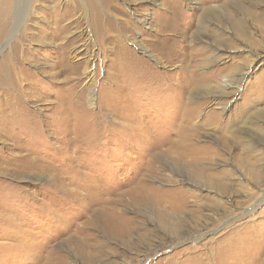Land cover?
<instances>
[{"label":"rangeland","instance_id":"1","mask_svg":"<svg viewBox=\"0 0 264 264\" xmlns=\"http://www.w3.org/2000/svg\"><path fill=\"white\" fill-rule=\"evenodd\" d=\"M245 1V9L223 10L228 0H0V264H264V144L250 148L235 137L247 116H264V60L232 98L183 92L203 73L219 71L227 83L251 47L244 34L226 46L212 43L208 23L200 37L193 35L204 7L235 10L264 48V1ZM176 8L186 14L187 35L177 30L156 38L158 24L169 23ZM222 28L231 31V24ZM86 45L95 54L91 80L84 75ZM215 46L223 53L217 59ZM138 60L154 67L152 78L139 80ZM165 75L173 86L156 90L154 80ZM258 125L264 128V119ZM186 130L191 143L215 152L206 163L212 171L230 169L218 192L229 212L197 218L207 212L202 205L215 203L188 198L183 222L197 231L175 236L182 221L130 190L141 179L170 196L195 188L176 159L186 150ZM114 208L132 225L129 232L107 225Z\"/></svg>","mask_w":264,"mask_h":264},{"label":"bare ground","instance_id":"2","mask_svg":"<svg viewBox=\"0 0 264 264\" xmlns=\"http://www.w3.org/2000/svg\"><path fill=\"white\" fill-rule=\"evenodd\" d=\"M224 1H226V0H224ZM262 1H264V0H258V2H262ZM228 2H224V3L221 4L222 7H223V10H224V8H226L225 7L226 5L239 6V8L246 7V5H245L246 1L245 0H236L235 3H239L238 5H232L230 0H228ZM25 6H27V5H25ZM219 6H220L219 4L209 5V6H206V7H204L202 9L201 13L199 14V16L197 18V22H198L197 30L194 33H192V34L193 35L195 34L196 37L197 36L200 37V35L203 32L202 28L207 30L208 25H210V26H213L212 29L210 30L211 32L209 31V33L205 34V35H207L210 38V41L212 43H215V44L218 43L219 45L222 44V45L226 46L228 41L232 40L233 37H235V36L240 37L241 35L244 34L243 36L244 37L246 36V38H247L248 42L250 43L251 47L248 46L249 48H248L247 51L249 52V54H248V57H247L245 63L242 64V65L239 64L240 68L238 67V70L236 71V74L233 71L234 68L232 69L231 75L230 76L228 75V78H226L227 81H228L227 83L223 82V79L225 77L222 78L223 75L220 74L219 71H217L216 73H212L210 75H206V74L203 73V74H200V75L198 74L199 75L198 81L190 82L187 86H185V89L183 90V92L188 93V94L212 93L215 100L221 99V98H232L236 94V92H238V90H239V88L237 87L238 86L237 84L240 83L241 79L248 73L249 70H252L253 68H255L258 65L259 61L262 63V61L264 60V48H260L259 47L260 43H258L257 40L255 38H253L252 34L249 31L248 24L243 20V18H241V17H239L237 15L235 10H234V14H232L228 10H225V11L221 12V10L219 9ZM252 7H253V5H252ZM93 8H94L95 13H96L97 9H96V6L94 4H93ZM229 10H231V9H229ZM97 14H99V13L97 12ZM185 15L186 14H184L181 9L176 8L173 11L172 17H170L171 21L169 23H167V24H165V23L158 24V28L156 29V33H155L156 38H158L159 35H163L164 33H168L170 31L178 32L177 30H180L182 32V35L185 37L187 35V33H188V30H189V27L185 28L183 26V23H182V20L185 17ZM227 22L231 24V29H230L231 31H226V30H224L222 28V25L225 26V24ZM260 22L261 23L264 22V17H262V19H260ZM206 23H208V25ZM5 26H3V30H4ZM13 26H14V28L12 30V34H13V32L15 33L18 30V28H19L18 27L19 25H17V23L15 25H13ZM205 33H206V31H205ZM242 39H243V37H242ZM164 40H167V39H164ZM133 43L136 44V46H139L140 48H143L144 50L147 51V49L145 47H143V43L142 42L134 40ZM161 44H165V43H161ZM209 44H208V46H209ZM86 49H87V45H86ZM88 49H87V52L89 54L88 55L89 60H88V62L86 63V65L84 67V75H85V77L89 78V80H91L93 78V74L95 72V71L93 72V67H92L95 54H94L93 50L90 51ZM211 49H212L211 53L214 52L213 53L214 59H217V57H219V56H223V53H219L220 52L219 51L220 48L218 46H215V47H213ZM116 51H118V50H116ZM78 54L79 53L77 52V55ZM150 57H152L151 54H150ZM154 57H155V55H154ZM78 58H79V56H78ZM129 58L131 60V57H129ZM167 58L169 60H173L174 56L173 55H169V56H167ZM134 59H135V57H134ZM155 59H156V61L158 60L157 57ZM205 60H206L205 62L210 61V55H207ZM212 61H214V60H211V62ZM131 63H133V62H131ZM138 63H139V66H137L136 69H134L133 71L136 74H137L136 71L141 72V73L138 72V74H137L138 77H139V80H141V79L143 80V78H146V77L152 78V76L154 75V72H155L154 71V67L150 63H147V62H145L143 60H138ZM79 66H80V64H79ZM195 66H199V64H195ZM244 69H247L246 72H242L241 73L240 71L244 70ZM73 74H75V73H73ZM218 77H220V82H219V84H217V86H215L216 84H215L214 80H215V78L217 79ZM26 80H27V78H26ZM115 83H116V81H115ZM154 83L157 84V86L155 87L156 90L159 89V88L161 90V89H163L165 87L173 86V84H171L170 75H168V76L165 75L164 78L162 77V79H161V77H158V78H156L154 80ZM229 83H233V85L230 86ZM155 89H154V91H151L150 94L155 92ZM16 94H15V96H16ZM149 95H147V96H149ZM147 96H146V98H147ZM92 100H94V99L93 98L91 99V104L93 103ZM189 106H190V103H188L186 105V109H189ZM255 109H258V108H255ZM192 110L193 109H190V112ZM260 114H261L260 111H256L253 115L247 116V118L244 120V124L245 125L243 127L242 126L239 127L235 131V132H237L235 137H239V139L242 138L243 141L245 142V144L248 145L250 148H254V147L258 146V145L260 146V145L264 144V128H261V126L258 125L259 122H261L262 119H264V116L260 115ZM180 129L184 131L186 129V127H181ZM187 130H190V129H187ZM186 131H185L184 135L182 134V136H183L182 137V143L186 147V150L185 149L181 150L179 152V158L177 157L176 159H177V161H178L180 166H183V165L185 166L186 165L185 167L187 168V170H186L187 172H185V173L188 174V178H186V176H185L183 178V180H185V179L187 180L188 179V181H189V183H191L192 187L194 186L195 188L193 187L194 189H190V190L189 189H183V188L182 189H177L176 190V192H177L176 195L177 196L176 195L175 196H170V195H167L169 189H166L165 191L159 190L156 187H153L152 185L147 184L145 181H143L141 179V180L138 181L137 187H133L130 190L131 195H133V197L135 199H136V196H134V195H136V194L140 195V193H141L142 197H144L146 200L150 201L152 203V205L159 210V212L163 211V209L160 207L161 205H163L164 208H165V210H164L165 212H163V213L161 212L162 214L168 215V216L176 215V218L179 219V222L182 221V223L179 224L178 227L176 228V230L174 231V233H175L174 235L175 236L176 235L177 236H182L184 234H190V233L194 234L197 231V228H193V227H191L190 230L186 229V226L184 225V222H183V220L186 219L185 216L183 215V213L185 212V210L187 208V205L189 203L187 201L188 198H191L192 201H195V203H199L200 201L203 202V199L208 196L215 203V205L212 206V207H208V206H204V205L201 206V208H202L201 210L205 209L207 211L206 213H202V211L199 212L198 211L199 209L197 208L196 209L197 213L198 212H199L198 214L202 213L197 218L203 217V218H206L207 220L210 219V218L211 219H216L218 216L219 217L220 216H224L225 213L229 212L227 210H222L221 209V207H225L226 202H225V200L223 201V198L222 199L219 198L218 192L219 191H224V188H225V183H224L225 181L224 182L222 181L223 177H221V175L222 174H228L229 173L228 170H230V169H225L224 168V170L221 169V171L218 172V173L215 172V171H212L210 169V167L208 166L209 164L207 165L206 163L208 161H210V160H214V157L216 156L215 152L210 150L207 146H199V145H196L194 143H191V141H189V139H188V137H189L188 134L189 133H188V131L187 132ZM190 135H192V133ZM237 141L239 142L238 139H237ZM241 156H243V155H241ZM241 164H244L246 170H249V171L252 172L253 164H251V162H249V160H243V161H241ZM183 169H184V167H183ZM232 171L233 170H231V172ZM242 177H245V176H242ZM253 177H255V176L253 175V176L248 177V178L252 179ZM256 180H257V178H256ZM261 182H262V180H261ZM256 183H257V181H256ZM202 188L205 189V191H206L205 193L206 194H203L201 192ZM136 189H139L140 191H138ZM235 191L238 192V190H234L231 193H229L230 194L229 197H230V199L232 201H235L234 196L232 195L233 192L236 193ZM206 199H208V198H206ZM229 204H231V201L229 202ZM233 205H235V203L232 204V206H231L232 207V209H231L232 211L234 210L233 209ZM253 208H255V207H253ZM220 209H221V211H220ZM228 209H230V207ZM187 211H188V209H187ZM195 213H196L195 210L194 211L192 210L191 215L194 218H195V216H197V213H196V215H195ZM246 214H247L246 212H243L242 214H236L234 220L235 219L238 220L239 218L241 219V217L243 219V217L247 216ZM120 218H119L118 212L115 210V208L114 209H110L109 210V215H108V218H107V221H108L107 225L109 226V228L113 232H115L117 234L129 232L131 230V226L132 225L131 224L129 225V223L125 224L124 222H127V220L126 219L125 220H119ZM173 225L177 226V223L174 222ZM173 225H172V227H173V229H175L174 228L175 226H173ZM199 237H200V235H199ZM220 240L223 242L225 239L221 238Z\"/></svg>","mask_w":264,"mask_h":264}]
</instances>
